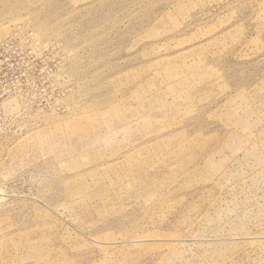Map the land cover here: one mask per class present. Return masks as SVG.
Segmentation results:
<instances>
[{
  "label": "rangeland",
  "instance_id": "1",
  "mask_svg": "<svg viewBox=\"0 0 264 264\" xmlns=\"http://www.w3.org/2000/svg\"><path fill=\"white\" fill-rule=\"evenodd\" d=\"M0 264H264V0H0Z\"/></svg>",
  "mask_w": 264,
  "mask_h": 264
}]
</instances>
